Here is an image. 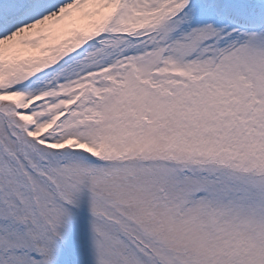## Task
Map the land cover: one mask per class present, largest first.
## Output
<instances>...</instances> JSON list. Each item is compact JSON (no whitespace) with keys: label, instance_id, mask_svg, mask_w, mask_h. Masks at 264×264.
Instances as JSON below:
<instances>
[{"label":"snow or ice","instance_id":"obj_1","mask_svg":"<svg viewBox=\"0 0 264 264\" xmlns=\"http://www.w3.org/2000/svg\"><path fill=\"white\" fill-rule=\"evenodd\" d=\"M0 264H264V0H0Z\"/></svg>","mask_w":264,"mask_h":264}]
</instances>
